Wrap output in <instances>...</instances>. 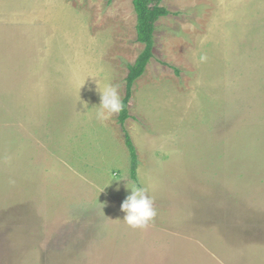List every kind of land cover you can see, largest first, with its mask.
Wrapping results in <instances>:
<instances>
[{"label": "rangeland", "instance_id": "rangeland-1", "mask_svg": "<svg viewBox=\"0 0 264 264\" xmlns=\"http://www.w3.org/2000/svg\"><path fill=\"white\" fill-rule=\"evenodd\" d=\"M161 5L132 179L119 114L96 119L144 48L132 0H0V264H264V0Z\"/></svg>", "mask_w": 264, "mask_h": 264}, {"label": "trees", "instance_id": "trees-1", "mask_svg": "<svg viewBox=\"0 0 264 264\" xmlns=\"http://www.w3.org/2000/svg\"><path fill=\"white\" fill-rule=\"evenodd\" d=\"M112 0H106L109 4ZM134 12L136 14V41L143 43L144 48L137 56L134 62L127 65L128 72L126 76V91L123 97V109L118 115V122L124 134V143L129 151L130 174L132 179L137 177V151L134 143L124 127L125 120L129 117L128 103L131 97V85L144 71L146 65L153 56L152 48L154 45V31L156 21L167 16L172 12L166 6L161 5V0H132ZM178 71L177 69H175Z\"/></svg>", "mask_w": 264, "mask_h": 264}, {"label": "clouds", "instance_id": "clouds-1", "mask_svg": "<svg viewBox=\"0 0 264 264\" xmlns=\"http://www.w3.org/2000/svg\"><path fill=\"white\" fill-rule=\"evenodd\" d=\"M99 93L100 103L96 119L104 121L122 111L123 104L116 87L109 84ZM127 188L130 189V193L120 205V210L125 213L123 220L132 228H145L157 215L154 200L143 187Z\"/></svg>", "mask_w": 264, "mask_h": 264}]
</instances>
